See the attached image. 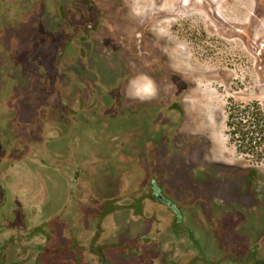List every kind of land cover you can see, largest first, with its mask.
<instances>
[{
  "label": "rangeland",
  "instance_id": "374dc122",
  "mask_svg": "<svg viewBox=\"0 0 264 264\" xmlns=\"http://www.w3.org/2000/svg\"><path fill=\"white\" fill-rule=\"evenodd\" d=\"M38 1L45 6L43 13L29 6V16L17 15L16 24L0 25L14 53L7 58L14 77L12 94L0 96V109L10 108L1 123L14 137L3 149L0 146V168L8 154L0 170V188L12 191L19 186L23 194L12 191L10 196L6 190L0 212L9 218L0 227L25 221L35 225L43 219L45 224L56 218L49 227L57 226L60 234L51 230L50 237L68 244L71 222L55 226L56 222H69L78 211L84 212L87 223L93 218L88 227L94 230L95 217L105 209L98 236L91 233L92 243L100 239L105 245L96 247L98 253L102 250L104 264H142L138 254L151 253L149 215L158 219L159 228L169 225L165 211L154 214L147 209L142 178H148L152 162L163 167L168 154L158 143L164 125L136 111L141 105L165 104L171 95L169 101L182 100L187 113L183 130H208L213 142L202 155V138H193L186 149L184 137L175 134L169 151L175 178L182 173L192 177L197 167L190 166L204 157L216 165V178L235 168L236 181L230 183L235 200L254 204L255 199L240 195L246 189L235 182L245 171L250 179L258 171L264 183V0ZM38 14L42 20L37 24L32 17ZM254 14H260L258 23L251 19ZM57 52L65 63L52 67L59 60ZM118 95L123 101H116ZM170 114L177 118L175 112ZM49 143L55 149L49 151ZM145 157L141 167L137 158L143 162ZM189 219L201 234L199 245H206L210 254L207 264H215L212 254L222 257L224 249L226 255L231 251L232 259L222 264H264V209L211 214L199 209ZM223 221L232 223L230 230H223ZM200 223L214 229L206 233ZM165 231L158 238L168 240ZM84 234L76 231L75 237L87 240ZM190 236L185 240L192 249ZM218 236L221 246L216 247ZM175 244L178 254L196 253L179 239Z\"/></svg>",
  "mask_w": 264,
  "mask_h": 264
},
{
  "label": "flooded vegetation",
  "instance_id": "af4514ba",
  "mask_svg": "<svg viewBox=\"0 0 264 264\" xmlns=\"http://www.w3.org/2000/svg\"><path fill=\"white\" fill-rule=\"evenodd\" d=\"M16 3H15V2ZM37 1V3H36ZM29 6H38V10H40L42 13L45 10V6L38 0L30 1L29 0H13L10 2H7V0H0V25L2 24H8V25H14V17L17 15H28V8ZM34 11V9L32 10ZM40 14V13H39ZM37 15L32 20V22L39 23L42 18L41 15ZM16 24V23H15ZM95 26V23L93 24ZM10 43L8 41L7 35H3L2 31H0V90H4L5 92L0 94L4 95V97L10 96L12 93L10 92V84L13 82L14 77H11L12 69L9 70V58L14 53L11 51ZM57 55H59L57 58L59 59L58 62L53 63L52 67H56L61 62V52H57ZM18 62V61H17ZM23 62L21 60L20 64ZM19 63V62H18ZM70 64H74L70 62ZM9 71L11 73H9ZM9 74V75H8ZM37 78V72L35 71V75H33ZM72 82H75V77L72 78ZM4 83V87H2V84ZM74 84V83H73ZM94 91V90H93ZM75 92V85L74 89L69 94L72 96ZM117 97L116 101H123V96H115ZM179 97V95H177ZM176 97V98H177ZM172 98V95L170 96V99ZM72 99V98H70ZM169 98L167 99L166 103H160L159 106H156L155 104L152 105V108H149L148 106L144 107L141 105L139 107V110L136 111V113H141L142 111L144 116H155V120L160 121L162 123L163 130L159 132L158 137V143L161 144V150L164 148V154L166 155L164 159V164L161 167L159 164L152 162L155 161V158H151V168L147 170L148 178L144 179L142 178V182H145L143 193L145 197L146 203H148L147 209H152L153 213H157L158 210L165 211L167 213V217L169 220L168 228L163 230L159 228L157 225V218L155 216L149 215L148 221L146 223L149 224V252L151 253L145 254L144 252H140L138 254L139 261L147 262L148 264H196L195 259L199 261V264H207V262H210L208 260V257L210 254H208L205 251L206 245H199V241L201 238V234L194 231L193 225H191L190 222V214L196 211H199V209H206L208 214H211L212 212H224L228 209H233V211H236V209H264V183L261 181L260 175L258 171H254V177L249 178L248 171L243 172L242 179L239 182H235V185H240V187H245L246 192L243 194L241 193V196L252 198L254 200L253 205H249L248 201H238L235 200L236 194L233 192V189L230 187L231 182H233V179L235 180L236 177V169L231 168L229 171H226L224 173H221V177H214L213 173L215 171H218L216 165L214 163L209 162L206 158H195V163L190 165H184L187 167L196 166L197 167V173L191 174V176L184 175L183 173L180 175V178L174 176L172 172H177L176 169H173L169 167L171 164L170 160H174L171 158V155H169V151L172 149L171 144H174L172 141L173 136L176 134L179 137H184L185 144L184 147L186 149H190L188 145L191 144L193 138H202L203 143V149L201 150L202 155H205L207 150L212 148V139L208 135V130L200 129V131H190L185 132L183 129L185 128L184 125L188 122L187 121V113L185 111V108L183 104L181 103L182 100L174 99L173 101H169ZM172 100V99H171ZM70 101V100H69ZM76 101V100H75ZM82 101V100H81ZM79 101V102H81ZM169 101V103H168ZM168 103V104H167ZM74 105H76L74 103ZM153 107H158L159 110H154ZM162 107L165 108L163 111ZM131 109V108H130ZM146 109V110H145ZM148 109V110H147ZM195 110V109H194ZM176 113L177 118L173 119L172 115L170 113ZM10 113V108H6V106L2 107L0 109V146L3 149L4 146L9 145L14 137H12L9 133H11L8 130V127H4L2 122V119H7ZM135 114V113H134ZM142 114V113H141ZM168 121V123H166ZM169 129L167 128L166 124H169ZM161 125V124H159ZM166 126V127H165ZM187 128V126H186ZM204 128V127H202ZM168 129V132L165 133ZM191 133V134H190ZM9 134V136H8ZM196 135V136H195ZM195 136V137H192ZM161 138V139H160ZM166 140V141H165ZM33 142V140H30ZM167 144L169 147L162 146V143ZM51 143H49L46 148L49 149V151L52 149H55L53 146H49ZM166 145V146H167ZM8 148V147H6ZM151 150V149H149ZM7 151V150H6ZM189 155V154H188ZM7 157L6 152L3 155V165L7 163ZM1 158V157H0ZM144 158L143 162H141L137 158L138 164L143 167L142 164L146 162ZM182 160L185 163L190 162V159L188 157H183ZM2 164L0 160V165ZM2 165V167H3ZM219 167H226L218 165ZM1 167V168H2ZM0 168V170H1ZM207 169V171H206ZM199 170V171H198ZM248 170V169H246ZM253 171L252 169L249 170V172ZM199 173L201 175H199ZM200 178V180L198 179ZM229 181L228 184L226 182H221V180L226 179ZM236 181V180H235ZM12 182V179H11ZM193 183V186H187L186 183ZM230 184V185H229ZM22 187V186H21ZM192 188H195L196 191H192ZM21 188L19 186H13L12 191L18 192L19 195H23L20 193ZM203 189L205 190L204 193L201 195L199 194V191ZM6 190H2L0 188V210L3 209V203L5 202V198L7 196ZM8 194L10 196L14 195V192L10 191V189L7 190ZM22 192V191H21ZM20 193V194H19ZM23 198H26L24 195ZM115 206L109 207L114 209ZM15 208V205L11 207V209ZM105 208V206H104ZM120 208V207H119ZM145 209V208H141ZM103 211L95 217L96 219V226L95 229L92 230V228H89L88 225L92 223L93 218H91L90 222L87 223L84 220V212H77L73 217L74 219L69 220V222H59L55 223L57 225H60L61 223L67 224L70 223L68 226H71L72 232L71 235L67 238L72 243H66L64 244V240L59 239L56 240L54 238L50 237L51 230H56L58 234L60 232L57 229V226L49 227V224L51 225L54 221L57 219H51V221L48 223H43L44 219L40 222H37L35 225H32L30 222H22L24 225L21 224H15L12 227H0V264H104L103 261V255L102 250L98 253L96 250L97 246H100L101 248L104 247L103 243L100 239H98L97 242L92 243V235L91 233L98 236L99 231L98 229L103 226L102 219L99 218L100 215L105 214ZM214 210V211H213ZM111 209L109 210L111 214ZM140 212H138L139 214ZM106 214V215H107ZM202 216V215H201ZM9 218L8 215L2 214L0 212V225L3 223V219ZM205 223H209L207 221V218L202 216ZM49 221V220H48ZM190 223V225H189ZM217 223V222H216ZM224 223V221H223ZM75 224V226H73ZM199 224V223H197ZM201 224V223H200ZM219 224H222L221 222ZM232 223H224L227 227H223V230L226 232V230H230L229 225ZM202 225V224H201ZM223 225V224H222ZM45 226H48L46 229ZM203 226V225H202ZM74 227V228H73ZM236 225H233V228H235ZM26 228V229H24ZM51 228V229H50ZM194 228V229H193ZM204 229V226L202 227ZM212 230L214 229L211 227ZM209 226L205 225L206 233L211 229ZM193 229V230H192ZM204 229V230H205ZM78 231L82 235L84 234L85 239H81V241H78V238L75 237V233ZM166 236H168V240H162L158 238L162 233H164ZM88 232V234H86ZM186 233L185 235H183ZM81 235V236H82ZM189 235H191V241H192V249H189V245L187 244V241L185 240ZM157 236V237H156ZM101 237V236H100ZM140 239V238H139ZM180 240V243L187 244L188 250L194 253L192 257L188 253H181L178 254L176 249L178 246L175 244L173 247L174 240ZM217 241L213 242L214 245H217L218 247L220 244V238L217 237ZM55 240L57 242H55ZM141 241L144 243L143 240ZM155 241L159 242L161 241L164 245H155ZM85 242V244H84ZM170 243V244H169ZM210 244V243H209ZM169 247V248H168ZM103 249V248H102ZM221 250V248H220ZM64 251V252H63ZM162 252H165L163 254ZM201 252V254L197 253ZM66 255H64V254ZM143 253V254H141ZM97 254V256H95ZM164 255V256H163ZM205 257L201 258L199 256ZM215 264H222L223 260L225 259H232L231 258V251L229 254L226 255V250L224 249V252L221 256H217L215 253L212 254ZM142 258V259H141ZM212 262V261H211ZM255 263L254 261H250V263ZM214 264V263H212Z\"/></svg>",
  "mask_w": 264,
  "mask_h": 264
},
{
  "label": "bare ground",
  "instance_id": "6f19581e",
  "mask_svg": "<svg viewBox=\"0 0 264 264\" xmlns=\"http://www.w3.org/2000/svg\"><path fill=\"white\" fill-rule=\"evenodd\" d=\"M251 19H253V21H255V23H258L260 21V14H254V15H252L251 16ZM250 22H251V24H253L252 21H250ZM259 31H260V29H259Z\"/></svg>",
  "mask_w": 264,
  "mask_h": 264
},
{
  "label": "trees",
  "instance_id": "16d2710c",
  "mask_svg": "<svg viewBox=\"0 0 264 264\" xmlns=\"http://www.w3.org/2000/svg\"><path fill=\"white\" fill-rule=\"evenodd\" d=\"M230 124H231V126H233L234 125V123H232V122H230ZM234 133H235V131H233ZM233 132H232V134H233Z\"/></svg>",
  "mask_w": 264,
  "mask_h": 264
}]
</instances>
